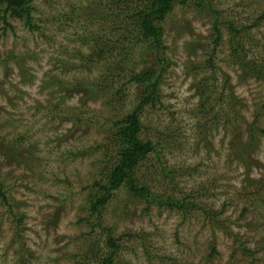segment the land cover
<instances>
[{"label": "rangeland", "instance_id": "1", "mask_svg": "<svg viewBox=\"0 0 264 264\" xmlns=\"http://www.w3.org/2000/svg\"><path fill=\"white\" fill-rule=\"evenodd\" d=\"M109 1L33 0L31 29L0 4V264H78L91 246L106 250L87 195L108 119L133 108L142 88L126 80L112 100L115 91L101 92L107 65L86 61L100 30L110 33ZM263 12L264 0L175 3L162 22L165 49L128 52V71L165 70L159 100L140 114V135L156 151L135 169L157 199L121 187L101 212L120 264H264V80L235 62L228 34L229 22L249 26L240 42L264 59V18L250 27ZM203 76L208 103L227 120L205 123ZM174 199L187 210L165 204Z\"/></svg>", "mask_w": 264, "mask_h": 264}, {"label": "trees", "instance_id": "2", "mask_svg": "<svg viewBox=\"0 0 264 264\" xmlns=\"http://www.w3.org/2000/svg\"><path fill=\"white\" fill-rule=\"evenodd\" d=\"M186 1L110 0L105 5V9L111 17L109 20L111 23L110 33L105 34L106 29L104 28L105 30H100L103 35L99 33L96 39L93 38V49L88 53L86 61L98 64L104 62L107 65L108 68L104 69L106 73L103 74L101 92L115 91L112 100L122 99L123 83L126 85V80H130L142 88L138 96L139 99L133 108L125 110L120 116L108 119L111 123V131L107 134L104 143L100 144L102 169L99 172V178L94 180L92 189L87 195L86 205L88 212L90 216L97 220V225L105 233L104 246L106 250H102V248H96L95 250V247L91 246L81 255L78 264H120L116 258L120 243L112 234L110 228L105 227L101 222L102 209L111 199L115 190L124 187L132 196L147 202L156 201L157 199L155 194H151L150 188L136 178L135 169L141 161L148 157L150 152L156 151L154 141L144 139L140 135L142 128L140 114L144 106H153L159 100V86L165 68L162 66L157 70L155 66H146L128 71L125 59L132 47L139 43H145L149 50H154L155 55H159V52L165 49L162 39L164 35L162 22L172 11L175 3L184 4ZM32 2L33 0H0V4L3 5V13L12 18L23 20L30 29L34 25L32 23ZM263 18L264 12L250 27L257 26ZM228 28L229 36L233 39L237 38L234 44L231 43L232 56L235 62L250 76L257 80H264V59L249 56V53L246 52L240 42V39L244 36V34H240L242 32L246 33L249 26L238 28L235 24L229 22ZM214 29L216 34L213 47L208 59L205 61L207 67L211 69L215 68L212 57L216 53V47L221 38L217 23L214 24ZM79 56L81 58L84 57L83 54ZM164 59L165 57L160 55V61ZM86 61L84 60L83 62L87 64ZM78 66L84 68L83 64ZM199 80V82L197 81V89H199L200 98H205V105L201 106L203 111H205V123L213 122L221 116L227 120L228 117L224 114L222 115L220 113L221 110L215 111L214 107H211L208 103L211 101L210 97L214 96V90L206 86L208 77L203 76ZM227 81L228 78L225 83ZM117 83L120 84L119 88L115 86ZM202 83H205V90L200 86ZM97 85L95 84L94 87H97ZM88 86L90 88L93 87ZM223 96L224 93L221 90L214 98V101L217 100L219 102ZM241 151L242 149H237L235 153H241ZM0 196L4 200L6 199L1 186ZM171 200L165 202V204L170 207L187 210L188 207H186L184 200Z\"/></svg>", "mask_w": 264, "mask_h": 264}]
</instances>
